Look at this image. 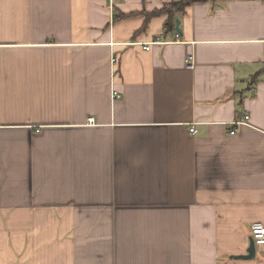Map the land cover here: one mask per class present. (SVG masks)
I'll return each mask as SVG.
<instances>
[{
    "label": "crops",
    "instance_id": "crops-1",
    "mask_svg": "<svg viewBox=\"0 0 264 264\" xmlns=\"http://www.w3.org/2000/svg\"><path fill=\"white\" fill-rule=\"evenodd\" d=\"M172 1L0 0V264H264V0Z\"/></svg>",
    "mask_w": 264,
    "mask_h": 264
},
{
    "label": "trees",
    "instance_id": "trees-1",
    "mask_svg": "<svg viewBox=\"0 0 264 264\" xmlns=\"http://www.w3.org/2000/svg\"><path fill=\"white\" fill-rule=\"evenodd\" d=\"M215 0H174L163 6V8L148 13L149 17L166 14V27L173 29L176 25L177 13L185 12L186 8L194 3L213 2Z\"/></svg>",
    "mask_w": 264,
    "mask_h": 264
},
{
    "label": "built area",
    "instance_id": "built-area-1",
    "mask_svg": "<svg viewBox=\"0 0 264 264\" xmlns=\"http://www.w3.org/2000/svg\"><path fill=\"white\" fill-rule=\"evenodd\" d=\"M180 38V34L177 32L176 33V40H179ZM150 46L149 45H145L144 49H149ZM114 60V59H113ZM186 65L188 68L193 69L195 67V61H194V57L193 55H189L186 59ZM120 97V93L117 91L113 92V98H119ZM249 118L248 115H245L244 118L239 122V123H244L245 120H247ZM95 118L91 117L88 118V122L89 123H94ZM191 131L193 133H195L197 130L195 127L191 128ZM251 236L253 237L255 244L258 247H264V224L262 223H254L251 225Z\"/></svg>",
    "mask_w": 264,
    "mask_h": 264
},
{
    "label": "water",
    "instance_id": "water-1",
    "mask_svg": "<svg viewBox=\"0 0 264 264\" xmlns=\"http://www.w3.org/2000/svg\"><path fill=\"white\" fill-rule=\"evenodd\" d=\"M176 30L178 32H181V28H180V19L178 18L176 20ZM257 246L255 244V241L253 239V237L251 236L249 239V246L247 248V254H243V255H235L233 256L235 259H245V260H249V259H254L257 255Z\"/></svg>",
    "mask_w": 264,
    "mask_h": 264
}]
</instances>
